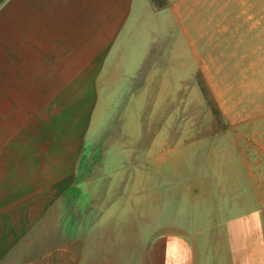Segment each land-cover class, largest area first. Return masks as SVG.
I'll use <instances>...</instances> for the list:
<instances>
[{
    "label": "crops",
    "instance_id": "1",
    "mask_svg": "<svg viewBox=\"0 0 264 264\" xmlns=\"http://www.w3.org/2000/svg\"><path fill=\"white\" fill-rule=\"evenodd\" d=\"M218 16V0H0V210L22 196L37 217L86 158V264H195L204 142L140 139L152 85L183 80L153 65L135 84L154 47H202Z\"/></svg>",
    "mask_w": 264,
    "mask_h": 264
},
{
    "label": "rangeland",
    "instance_id": "2",
    "mask_svg": "<svg viewBox=\"0 0 264 264\" xmlns=\"http://www.w3.org/2000/svg\"><path fill=\"white\" fill-rule=\"evenodd\" d=\"M218 1L212 34L203 21L202 47H154L135 87L153 65L183 82L152 85L145 125L154 129L140 139L204 142L198 170L208 205L202 226L191 229L195 264H264V0ZM118 127L115 120L102 140L118 138ZM51 138L45 131L44 141ZM50 167L44 162L43 172ZM75 168V180L37 217L22 196L2 207L0 264H86V158ZM29 181L11 179L5 187L30 191Z\"/></svg>",
    "mask_w": 264,
    "mask_h": 264
}]
</instances>
